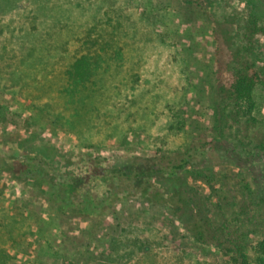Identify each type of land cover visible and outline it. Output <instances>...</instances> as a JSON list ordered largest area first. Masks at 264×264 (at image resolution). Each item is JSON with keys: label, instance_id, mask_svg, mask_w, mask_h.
I'll use <instances>...</instances> for the list:
<instances>
[{"label": "rangeland", "instance_id": "374dc122", "mask_svg": "<svg viewBox=\"0 0 264 264\" xmlns=\"http://www.w3.org/2000/svg\"><path fill=\"white\" fill-rule=\"evenodd\" d=\"M252 11L248 0H0V264H234L137 195L92 216L57 213L4 160L18 144L43 143L63 171L85 157L173 155L212 137L217 62L232 54L218 35L230 41ZM82 54L98 61L94 82L70 97L64 71ZM253 95L248 132L260 140L264 90ZM217 167L239 197L236 172ZM84 183L97 195L110 186Z\"/></svg>", "mask_w": 264, "mask_h": 264}, {"label": "trees", "instance_id": "16d2710c", "mask_svg": "<svg viewBox=\"0 0 264 264\" xmlns=\"http://www.w3.org/2000/svg\"><path fill=\"white\" fill-rule=\"evenodd\" d=\"M248 3L253 11L247 21L238 23L232 38L236 42L218 35L224 53L232 50V54L217 62L208 131L212 137L200 135L173 155L108 161L85 157L81 161L85 159L90 169L86 174L81 161H67L60 171L56 161L61 155L43 143L18 144L4 162L13 163L16 175L40 186L44 200L57 213L92 216L115 197L137 195L170 209L190 238L213 245L234 264H264V139L256 140L248 132L256 105L253 90L256 86L264 90V0ZM220 51L218 47V55ZM97 66L95 57L78 56L64 71L66 95L93 84ZM217 165L236 172L239 197ZM96 179L110 183L101 195L82 187ZM110 249L115 252V245Z\"/></svg>", "mask_w": 264, "mask_h": 264}]
</instances>
